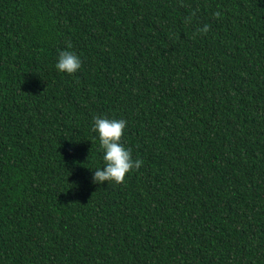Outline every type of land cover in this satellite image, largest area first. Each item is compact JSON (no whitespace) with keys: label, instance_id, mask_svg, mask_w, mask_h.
<instances>
[{"label":"trees","instance_id":"16d2710c","mask_svg":"<svg viewBox=\"0 0 264 264\" xmlns=\"http://www.w3.org/2000/svg\"><path fill=\"white\" fill-rule=\"evenodd\" d=\"M0 264H264V0H0Z\"/></svg>","mask_w":264,"mask_h":264},{"label":"clouds","instance_id":"9594fccd","mask_svg":"<svg viewBox=\"0 0 264 264\" xmlns=\"http://www.w3.org/2000/svg\"><path fill=\"white\" fill-rule=\"evenodd\" d=\"M199 31L207 32L208 25L205 24ZM81 64V58L77 53L60 50L54 68L58 73L72 75L80 70ZM126 126L127 122L124 119H110L103 115L93 116L91 129L98 138L103 163L102 166L90 170L92 183L100 185L112 182L119 185L125 181L126 174L142 167L143 161L139 158L134 159L131 149L121 142Z\"/></svg>","mask_w":264,"mask_h":264}]
</instances>
